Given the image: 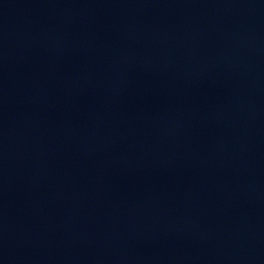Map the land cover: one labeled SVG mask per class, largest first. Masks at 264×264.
Here are the masks:
<instances>
[{
    "label": "water",
    "instance_id": "1",
    "mask_svg": "<svg viewBox=\"0 0 264 264\" xmlns=\"http://www.w3.org/2000/svg\"><path fill=\"white\" fill-rule=\"evenodd\" d=\"M0 264H264V0H0Z\"/></svg>",
    "mask_w": 264,
    "mask_h": 264
}]
</instances>
